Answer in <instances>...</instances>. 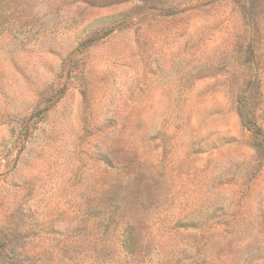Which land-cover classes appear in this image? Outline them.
I'll return each instance as SVG.
<instances>
[{"label": "rangeland", "instance_id": "rangeland-1", "mask_svg": "<svg viewBox=\"0 0 264 264\" xmlns=\"http://www.w3.org/2000/svg\"><path fill=\"white\" fill-rule=\"evenodd\" d=\"M0 264H264V0H0Z\"/></svg>", "mask_w": 264, "mask_h": 264}]
</instances>
